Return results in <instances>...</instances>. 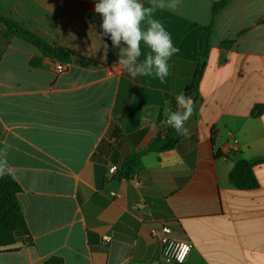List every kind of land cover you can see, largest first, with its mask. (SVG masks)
<instances>
[{"label":"crops","instance_id":"0c3cea01","mask_svg":"<svg viewBox=\"0 0 264 264\" xmlns=\"http://www.w3.org/2000/svg\"><path fill=\"white\" fill-rule=\"evenodd\" d=\"M181 0L156 16L179 52L171 75L133 79L89 20L98 0H0V15L71 54L67 68L0 24V154L20 186L27 236L0 248V264H174L152 231L185 240L182 264H264V0ZM147 2V0H145ZM205 67L188 87L198 41ZM38 58V62L31 63ZM190 96L188 135L146 152L132 179L119 168L160 133L176 96ZM230 139L236 150L226 154ZM262 158L256 186L228 181L235 161ZM108 239V241H105ZM29 241V245H25Z\"/></svg>","mask_w":264,"mask_h":264},{"label":"clouds","instance_id":"9594fccd","mask_svg":"<svg viewBox=\"0 0 264 264\" xmlns=\"http://www.w3.org/2000/svg\"><path fill=\"white\" fill-rule=\"evenodd\" d=\"M181 0H98L94 11L101 19L103 36L119 49L117 63L133 78L154 77L165 81L171 75L172 58L179 52L160 19L158 10L176 11ZM108 45H104L107 57ZM178 110H165L167 126L179 135H188L186 122L194 112L190 96H176ZM11 174L6 156L0 154V177Z\"/></svg>","mask_w":264,"mask_h":264},{"label":"trees","instance_id":"16d2710c","mask_svg":"<svg viewBox=\"0 0 264 264\" xmlns=\"http://www.w3.org/2000/svg\"><path fill=\"white\" fill-rule=\"evenodd\" d=\"M229 0H218L211 7L212 17L228 2ZM89 20L94 28L99 32L106 44L110 45L109 37L103 36L100 27L102 19L93 10L89 14ZM0 24L4 29L6 38L13 36L19 37L27 43L33 45L41 57L49 58L52 61L69 63L71 60L70 52L63 47L52 45L44 41L39 36L25 29L18 23L9 18L0 15ZM210 27H206L199 37L198 56L196 68L191 78L188 91L195 93L200 82L202 72L205 67L206 57L209 49ZM38 62V58L32 60L31 63ZM183 137L176 133L174 129L168 127L165 134L158 133L154 139L142 151L136 152L128 156L119 168H116L114 177L120 179H132L140 165V157L146 152H163L175 148L178 141ZM262 158L253 160L240 159L234 162L228 173L229 183L237 189H251L256 186V178L253 173V167L256 163L261 162ZM20 192V186L13 176L4 175L0 177V248H8L12 246L16 238L20 235L27 236V227L24 215L17 195ZM29 245V241L25 243ZM45 264H64L59 257H50Z\"/></svg>","mask_w":264,"mask_h":264},{"label":"built area","instance_id":"2783aa9c","mask_svg":"<svg viewBox=\"0 0 264 264\" xmlns=\"http://www.w3.org/2000/svg\"><path fill=\"white\" fill-rule=\"evenodd\" d=\"M67 68V63H62L56 61L54 63V71L57 73L63 72ZM166 119L161 120L160 123V133L165 134L169 126L165 123ZM237 141L235 139H230L227 144L226 154H230L236 150ZM115 167L111 168V172H115ZM169 230L163 228L161 232L152 231V234L159 240L161 244L162 256L174 264H182L189 252L190 243L185 240H178L168 236ZM105 241H108L106 239Z\"/></svg>","mask_w":264,"mask_h":264}]
</instances>
